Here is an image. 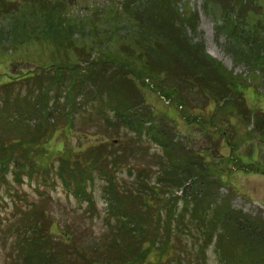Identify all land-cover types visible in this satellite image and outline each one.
<instances>
[{"label": "rangeland", "instance_id": "rangeland-1", "mask_svg": "<svg viewBox=\"0 0 264 264\" xmlns=\"http://www.w3.org/2000/svg\"><path fill=\"white\" fill-rule=\"evenodd\" d=\"M1 1L0 106L9 97L12 110H0V139L32 133L29 112L40 101L50 125L66 126L41 147L43 168L14 176L12 165L0 176V264H25L32 235L47 236L53 253L39 264H116L123 256L140 264L139 251L148 253L142 264H264V0H53L57 10L46 5L41 18L38 10L30 17L26 0ZM200 56L209 77L216 68L231 83V97L181 85L190 72L168 69ZM93 59L121 66L137 93L133 110L110 115L109 130L79 108L97 99L96 88H70ZM20 95L30 106L23 120L13 106ZM42 112L36 137L47 126ZM96 148L102 165L92 161L94 172L59 171L60 156ZM171 168L184 177L166 192ZM154 186L161 195L143 205Z\"/></svg>", "mask_w": 264, "mask_h": 264}, {"label": "trees", "instance_id": "trees-1", "mask_svg": "<svg viewBox=\"0 0 264 264\" xmlns=\"http://www.w3.org/2000/svg\"><path fill=\"white\" fill-rule=\"evenodd\" d=\"M25 1V0H23ZM4 2V1H3ZM3 2L0 0V12H2L3 9L1 6L3 5ZM25 2H28V4L33 8L32 11H30V17H37L38 15L41 18V15L43 14V11L45 10V6H49L51 8H54L55 10H57V7H55V3L53 2V0H26ZM63 2V1H62ZM45 4V5H44ZM50 8V9H51ZM53 9V10H54ZM37 10L39 11L38 15H37ZM18 11V10H17ZM14 13H16L15 11H12ZM21 13V12H20ZM14 16H16V14H13ZM42 19H48V17H43ZM165 34V32H164ZM53 44L57 45V46H62L61 43L59 42H55L53 41ZM64 47V46H62ZM67 48V47H65ZM79 51L78 54H81L84 52L83 49H78ZM80 56V55H77ZM82 57V56H80ZM200 60H198L199 63H197V61L192 58L188 61H183V60H178L177 63L173 64L171 63L170 68H168L169 70L172 69H179V70H186L189 71L190 73H186L187 78L185 77L184 79H182L181 85L185 84L187 82H193L196 83V85L199 86V89L205 94V92H210L211 94H213V97H215L217 100L219 98H229L231 97V92H230V86L231 83L228 82L227 79H225V77L221 78V74L219 73V70L216 68H213V75H211V77L208 76L207 72L204 71L201 66H203V64H205L206 62H204V59L202 56H200ZM210 59V58H209ZM104 60L98 59V61H95V59L92 60V62L90 63V66L88 67V69L85 71H83L81 73L80 71V75H77L76 77L79 79L77 82L73 83L72 86L70 87L71 89H75V87H80L79 89H84L86 87V84H89V90H93L94 88H96V93H97V99L95 98V100L93 99H89L88 97H93L89 94V90L88 91H83L84 93L87 94V96L85 98L87 99V102L82 106L79 105V108L81 110V112L84 110L86 107H89V111H85V115L87 114H91L94 115L96 118H102V122L101 124L103 126L106 127V129H111V126L108 123V120L110 121V115L112 113H114L117 110V113L120 111H123V107H128L130 108V110H133V107H131V102H137V93L134 87V83L132 80H129L128 78H126V73H124L123 69L121 66L118 65H114L113 68H108L105 61L103 63ZM210 62H214L213 60L210 59ZM199 64V65H198ZM48 71V70H47ZM64 72H66L65 70H62V68L59 67V70L57 71V76L59 75H64ZM49 73V72H47ZM185 74V73H184ZM183 74V75H184ZM33 75V74H32ZM54 75V74H53ZM56 75V73H55ZM54 75V76H55ZM86 75V76H85ZM29 77H27L28 79ZM31 78V77H30ZM25 80V79H24ZM175 81H179L180 79H177L176 77L174 78ZM224 80H226V83L224 82ZM19 80L14 81V83H17ZM23 81V80H22ZM65 80L62 83H64ZM70 83V82H69ZM67 83L66 87H68L70 84ZM12 83H9L7 86L10 87ZM178 91V89H177ZM8 93V95H10L11 93V89H8L6 91ZM32 91H29V94H31ZM34 93V92H33ZM45 95L43 94V91L41 92V97ZM231 95V96H230ZM102 96H106V99L109 100L111 102L112 106H107L110 110L108 111V113L105 112V110L103 109V107H101L100 105H102L105 101L102 98ZM16 97V96H15ZM66 99L68 100V94L65 95ZM24 98V99H23ZM28 97L25 96H17L16 99L13 101L15 102L13 104V106H15V111L18 112L20 115L22 113V116H16L15 119H20L23 120L25 119V113L27 110H29L30 106H27V104L29 103ZM39 98V97H38ZM70 98V96H69ZM22 99V100H21ZM4 106H9V102L10 99L9 97H5L4 99ZM43 104V106L41 105ZM50 104V101H49ZM39 105H41L39 107ZM47 103H44L43 101H40L39 104H36L34 106H32V111L29 112V116L36 118V120H34V127H32V130L34 129V131H32V133L28 132L26 133H21L20 136H25V137H20V138H15V139H11L10 141H8V139H6L5 141L3 139H0V176H2L4 178L5 172L8 171V168L12 167V165L15 167V169H12L13 172L12 174L14 176H17L18 173L23 172V170L25 169H29L31 167V169L33 168H43V164L39 165L38 162L40 160V157L45 155V149L42 152L43 148L41 149L42 146L45 145L46 138L49 137L51 134H54L57 129L56 128H62L61 130H64L65 126H66V122L64 120V125L61 127V125L59 126L58 124H56V121L52 119V123L50 125L49 121H48V117H50V113L47 112L46 108ZM4 106L2 108V106H0V110L4 111ZM17 106V109H16ZM25 109H23V107H25ZM2 108V109H1ZM9 110H12V105L8 107ZM42 110H44V115L47 118V126L44 130V134L43 135H39L38 137H36L35 132H42L40 129L42 128V123L44 117L41 116L40 118H38L37 116L39 115H43ZM8 110H6L7 112ZM64 111V110H63ZM127 111V110H126ZM96 112H99L98 114H96ZM10 116V114H9ZM129 118H135L136 114H131L129 113ZM5 120H9V117L7 116V118ZM7 121L5 122V128H10V126L8 125ZM53 121H55L53 123ZM107 121V122H106ZM45 122V121H44ZM99 122V121H98ZM3 120H0V126H2ZM55 124V125H54ZM3 127V128H4ZM104 127V128H105ZM119 128V126H117V129ZM40 130V131H39ZM29 137H32L31 139ZM164 146L165 149V156L170 154V151H168V145L166 143L161 142ZM34 148V150H33ZM91 153L89 155V153L87 152L86 154L80 153L79 157H76V159H71V158H62L60 157V162L62 165V168L59 170L61 173L63 174H68L69 176H74L76 173V171L78 170L81 173H85L88 174L90 172H94L93 168H88V166L92 167L91 162L95 161V164H99V166L102 165L101 161H100V155L101 153H98L97 148L93 149V151L91 150ZM82 155V156H81ZM84 156V158H83ZM82 158V159H81ZM193 159V158H192ZM28 162H27V161ZM106 163V160H103ZM102 161V162H103ZM31 162V163H30ZM101 164V165H100ZM172 167V166H171ZM170 168L168 167V165L166 164L165 167L163 169H167ZM92 169V171H91ZM101 167L97 170H100ZM10 171V170H9ZM8 171V172H9ZM7 172V173H8ZM6 173V174H7ZM192 173V172H190ZM2 177H0L2 179ZM184 175L183 174H178V169L175 168H171V171H169L168 173H166V176L163 178V188L166 187L167 190H169V188L171 187V185H168V182H180L181 178H183ZM0 183H2V181H0ZM162 183V182H161ZM183 183V182H182ZM82 184V183H79ZM78 184V185H79ZM173 188V187H172ZM148 195H141L140 200L141 203L144 205V203L146 205H148L149 207L151 206L150 203L152 202V200H150L151 196L154 195H161L162 190L158 189L157 186L151 187L149 189ZM166 192H170L166 191ZM163 191V193H166ZM120 195L119 192L115 191L114 195L116 197V195L118 194ZM129 194V193H128ZM131 195V194H129ZM150 203H149V202ZM43 234V232H42ZM204 237V236H203ZM47 236L45 235H32V237H30L29 239H27L26 244V253L24 254V258L23 261L25 262V264H39L38 260L43 259L44 261L48 262L49 259L53 258L52 255V251L49 250L47 251V247L49 245V241L47 243L46 240ZM206 240L208 239V237H205ZM32 239V240H31ZM63 238H61V244H66L63 240ZM245 245H246V241H247V237H243ZM31 241L30 243L28 241ZM129 240H131L132 242H138L137 244L139 245V247H143V244L147 243V240L144 239L142 240V238L137 239H133L130 238ZM60 244V243H59ZM168 249V247H166V250ZM75 254L79 255L77 252H75V250H73ZM142 251H139L137 253V256H139L141 262L140 264H142L143 260L145 258H147L148 253H141ZM73 254V256L75 255ZM168 255V254H167ZM48 256V258H47ZM125 257L123 256L122 258L119 257L118 261L120 263L115 262L116 264H124L121 259H124ZM179 260V257H178ZM108 263H112L111 261L106 262V264ZM126 264H132L131 263V259H127L125 260ZM89 264V263H86Z\"/></svg>", "mask_w": 264, "mask_h": 264}]
</instances>
